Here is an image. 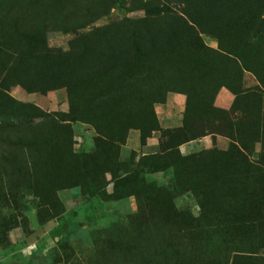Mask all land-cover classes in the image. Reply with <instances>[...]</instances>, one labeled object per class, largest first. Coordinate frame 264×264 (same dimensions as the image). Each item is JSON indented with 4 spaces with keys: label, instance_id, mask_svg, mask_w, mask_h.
<instances>
[{
    "label": "rangeland",
    "instance_id": "1",
    "mask_svg": "<svg viewBox=\"0 0 264 264\" xmlns=\"http://www.w3.org/2000/svg\"><path fill=\"white\" fill-rule=\"evenodd\" d=\"M263 20L0 0V264H260Z\"/></svg>",
    "mask_w": 264,
    "mask_h": 264
},
{
    "label": "crops",
    "instance_id": "2",
    "mask_svg": "<svg viewBox=\"0 0 264 264\" xmlns=\"http://www.w3.org/2000/svg\"><path fill=\"white\" fill-rule=\"evenodd\" d=\"M220 101L224 104V105H229L230 104V98L228 97V95L227 94H220ZM210 139H211V141H213L212 140V138L210 137Z\"/></svg>",
    "mask_w": 264,
    "mask_h": 264
},
{
    "label": "trees",
    "instance_id": "3",
    "mask_svg": "<svg viewBox=\"0 0 264 264\" xmlns=\"http://www.w3.org/2000/svg\"><path fill=\"white\" fill-rule=\"evenodd\" d=\"M263 22H264V20L262 21V23H263ZM227 124H228V121L225 120L224 123H223V125L226 127ZM219 132L221 133V130H219ZM220 133H218V134H220ZM229 133H230V132L227 131L225 135L228 136ZM0 159H2V160L5 159V160L7 161V158H0ZM258 261H259L260 264H264V259H259ZM162 264H163V262H162Z\"/></svg>",
    "mask_w": 264,
    "mask_h": 264
}]
</instances>
